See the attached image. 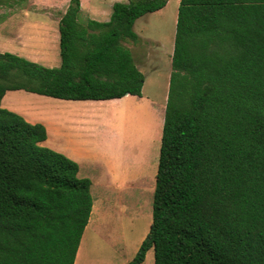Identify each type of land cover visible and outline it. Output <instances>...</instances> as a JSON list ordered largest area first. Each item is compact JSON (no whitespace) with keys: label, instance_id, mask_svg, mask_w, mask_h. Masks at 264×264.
<instances>
[{"label":"trees","instance_id":"obj_1","mask_svg":"<svg viewBox=\"0 0 264 264\" xmlns=\"http://www.w3.org/2000/svg\"><path fill=\"white\" fill-rule=\"evenodd\" d=\"M23 1V0H21ZM168 0H128L106 22L60 19V66L0 53V264H74L93 199L9 91L70 101L141 96L123 45ZM264 264V0H179L149 231L126 264Z\"/></svg>","mask_w":264,"mask_h":264},{"label":"rangeland","instance_id":"obj_2","mask_svg":"<svg viewBox=\"0 0 264 264\" xmlns=\"http://www.w3.org/2000/svg\"><path fill=\"white\" fill-rule=\"evenodd\" d=\"M69 1L0 0V53L8 52L23 57L29 55L27 52L30 51L44 52L45 46L43 43L41 46L39 40H35L32 46L22 39L14 40V32L19 33L22 25L20 11L24 8L29 9L28 11L35 9L37 12L40 8L43 13L45 6L43 7L42 3H46L57 5L62 13L60 5L63 4L67 8ZM116 2L128 1L83 0L85 8L79 12L78 21L86 23L89 19H97L95 12L107 7H110L111 12V6ZM86 3H89L90 11L86 9ZM178 4L179 0H168L162 10L139 18L133 26L139 38L136 41L128 39L123 42L131 51L134 63L144 76L141 96L95 102L96 105L92 106L94 113L89 120V130L95 137L94 142L98 139L102 142L103 152L99 160L111 174V182H107L108 189L97 191L94 185L91 187L93 206L88 227L79 246L78 257L82 255V259L78 261L77 257L76 264H126L133 259L148 234ZM57 11L55 9L53 16L58 17ZM26 17L29 23L38 24L44 21L43 15L36 13L26 14ZM26 28L25 25L24 30ZM34 62L42 65L40 62ZM58 66L59 64H47L45 67ZM13 94H17L18 99L25 102L26 111H35L36 115L45 114L52 124L53 108L59 100L21 90L7 92L4 100L2 99V108H5L4 105L9 99L7 96ZM69 115L71 117L70 112ZM73 116L79 117L76 110ZM99 122L102 125L100 131ZM78 163V176L85 178V173L81 170L82 164ZM127 178H131V182L124 186L123 182ZM117 184L119 186L115 189ZM142 264H154L152 249L146 253Z\"/></svg>","mask_w":264,"mask_h":264},{"label":"crops","instance_id":"obj_3","mask_svg":"<svg viewBox=\"0 0 264 264\" xmlns=\"http://www.w3.org/2000/svg\"><path fill=\"white\" fill-rule=\"evenodd\" d=\"M79 5H80L79 12H80L82 8H85V4L83 3V0H79ZM42 6L43 7L45 6L44 7L45 13L44 12L42 13V10L40 8L36 10L37 12L34 11L35 9H32L31 11H28L29 9H24V8L21 9L20 13L22 15L21 16L22 25H21V28L19 29L20 30L19 33H21V35L18 32L16 33L14 32L13 37H14V40H18V39L24 40L23 42H27L30 46H32L35 40H39L41 46H42V43L45 46L44 52L40 53V50H38V52L30 51V52H27V54L29 55H25L23 57L33 62L34 61L40 62L42 63V66L45 64H46L45 66H47V64L48 66H51V65L55 66L58 64L60 66L61 60H59L60 54H59V49H58L59 47L58 26H59V22H60L62 15L66 11L65 10L66 6H63V4L60 5V7L63 9L62 13H60L59 9L56 7L57 5L42 3ZM86 6H87L86 9L90 11L89 3H86ZM112 6H111V12H112ZM54 8L58 10L57 11L58 17L53 16V14L55 13ZM111 12H110V7L100 9L99 11L95 12L96 14L95 17L97 19H89V20H94L97 22H106L109 20ZM29 13H36V14L43 15L44 21H40L38 24L29 23L28 18L26 17V14H29ZM98 19H102L103 21H99ZM25 25L27 26L26 30H24ZM28 44H25V46L26 45L28 46ZM20 45H23V44H20ZM136 67L138 68L137 65ZM17 91H21V90H17ZM9 92H15V91H9ZM141 93H142V90H141ZM30 94H34V93H30ZM35 95H38V94H35ZM38 96H41V95H38ZM126 96H131V95H126ZM4 97H6V94L4 95ZM4 97L2 98L3 100H4ZM7 97L9 99L6 102V105H4L7 110L20 115L22 118H24L29 123H40L45 127L46 132H47V139L42 143L43 146H47L50 149L63 154L64 156L68 157L74 162H77V163L80 162L82 164L81 170L83 169L85 173V178H88L91 181V187L94 185V188H96L97 191L100 189L101 190L108 189L107 182L108 181L111 182L110 181L111 174L108 172L106 168L103 167V164L99 160V156L103 152V145H102L101 140L99 139L94 142L95 137L91 134V131L89 130V120L91 119L94 113L93 107L96 105L95 102L112 101V100H118V99L98 100V101H94V100L70 101V100H62V99H55V98L48 97L51 99L59 100L57 101L58 103H56L55 107L53 108L54 113H53V120L51 124L50 121L48 120L49 118L45 114L42 115L41 113H38V115H36L35 111L34 112L26 111L25 102L18 99L17 94H13L12 96H7ZM44 97H47V96H44ZM133 97H137V96H133ZM61 101H69L72 103H63ZM1 103H2V100H1ZM92 103H94V105H92ZM1 107H2V104H1ZM74 110L77 111V113L79 114V117L73 116ZM69 112L71 114V117L69 115ZM98 126H100L99 127V131H100V128L102 127L101 122L98 123ZM160 126H161V123H160ZM78 167H80V165ZM93 171H94V174H92ZM115 171H116V168H115ZM79 172H80V169H79ZM130 180L131 178H127L124 182L122 180L121 183L123 182L125 186L126 184L131 182ZM118 186L119 185L117 184L114 188L116 189V187ZM79 250L80 249L78 248L74 264H76V259L78 257ZM79 258L80 257H78V261H79Z\"/></svg>","mask_w":264,"mask_h":264},{"label":"bare ground","instance_id":"obj_4","mask_svg":"<svg viewBox=\"0 0 264 264\" xmlns=\"http://www.w3.org/2000/svg\"><path fill=\"white\" fill-rule=\"evenodd\" d=\"M79 259H82V255L80 256V258Z\"/></svg>","mask_w":264,"mask_h":264}]
</instances>
